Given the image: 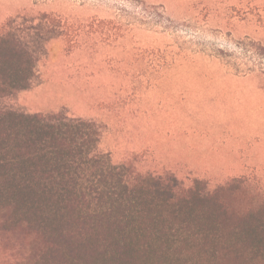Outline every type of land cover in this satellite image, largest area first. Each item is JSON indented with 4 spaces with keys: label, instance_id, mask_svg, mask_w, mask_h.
<instances>
[{
    "label": "rangeland",
    "instance_id": "1",
    "mask_svg": "<svg viewBox=\"0 0 264 264\" xmlns=\"http://www.w3.org/2000/svg\"><path fill=\"white\" fill-rule=\"evenodd\" d=\"M18 14L0 25L37 73L0 110L91 120L115 164L264 193V0H27ZM25 250L0 228V264Z\"/></svg>",
    "mask_w": 264,
    "mask_h": 264
},
{
    "label": "trees",
    "instance_id": "2",
    "mask_svg": "<svg viewBox=\"0 0 264 264\" xmlns=\"http://www.w3.org/2000/svg\"><path fill=\"white\" fill-rule=\"evenodd\" d=\"M0 25V98L30 87L29 47ZM99 126L64 112L0 110V228L17 264H264V193L208 191L97 152Z\"/></svg>",
    "mask_w": 264,
    "mask_h": 264
},
{
    "label": "crops",
    "instance_id": "3",
    "mask_svg": "<svg viewBox=\"0 0 264 264\" xmlns=\"http://www.w3.org/2000/svg\"><path fill=\"white\" fill-rule=\"evenodd\" d=\"M2 1V0H0ZM11 2L7 7H0V23L3 22L6 18H12L20 15L18 14L21 10H23L26 6L27 0H4ZM19 1L24 2L19 3ZM29 114V113H28ZM44 114V113H43Z\"/></svg>",
    "mask_w": 264,
    "mask_h": 264
}]
</instances>
